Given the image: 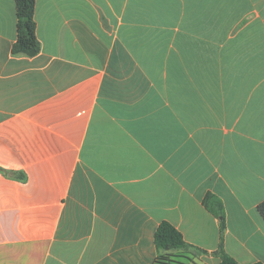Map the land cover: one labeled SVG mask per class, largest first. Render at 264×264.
<instances>
[{"label": "crops", "instance_id": "0c3cea01", "mask_svg": "<svg viewBox=\"0 0 264 264\" xmlns=\"http://www.w3.org/2000/svg\"><path fill=\"white\" fill-rule=\"evenodd\" d=\"M0 0V264H152L162 221L264 264V0ZM220 200L224 229L204 205ZM192 264V263H191Z\"/></svg>", "mask_w": 264, "mask_h": 264}, {"label": "trees", "instance_id": "16d2710c", "mask_svg": "<svg viewBox=\"0 0 264 264\" xmlns=\"http://www.w3.org/2000/svg\"><path fill=\"white\" fill-rule=\"evenodd\" d=\"M35 0H15L17 15V38L12 45V52L33 56L39 52V42L35 34V21L33 16ZM204 205L213 215L219 218L220 228L224 229V215L222 204L213 195H207ZM257 209L264 219V201L259 203ZM154 244L158 251L152 264H197L191 255L206 253L207 251L185 242L181 233L169 222L162 221L154 233ZM214 253L220 257V264H240L225 252L222 243ZM252 264H263L254 262Z\"/></svg>", "mask_w": 264, "mask_h": 264}]
</instances>
